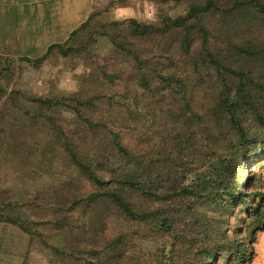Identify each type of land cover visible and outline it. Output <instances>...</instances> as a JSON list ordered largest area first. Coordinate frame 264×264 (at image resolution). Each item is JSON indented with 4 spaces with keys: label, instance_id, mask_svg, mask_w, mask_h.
Listing matches in <instances>:
<instances>
[{
    "label": "trees",
    "instance_id": "obj_1",
    "mask_svg": "<svg viewBox=\"0 0 264 264\" xmlns=\"http://www.w3.org/2000/svg\"><path fill=\"white\" fill-rule=\"evenodd\" d=\"M97 15L33 63L66 55L76 36H102L132 59L129 74L101 69L70 96H22L33 109L11 91L15 110H0V153L61 181L27 202L42 216L35 224L66 235L62 248L44 247L57 264H248L264 230V0H161L152 25ZM61 109L75 124L55 127L52 141ZM17 207L25 213L0 203V221L35 235L8 213Z\"/></svg>",
    "mask_w": 264,
    "mask_h": 264
},
{
    "label": "rangeland",
    "instance_id": "obj_2",
    "mask_svg": "<svg viewBox=\"0 0 264 264\" xmlns=\"http://www.w3.org/2000/svg\"><path fill=\"white\" fill-rule=\"evenodd\" d=\"M137 2H142V0H44L43 17L39 21L42 28L39 30L38 45L30 49L28 54H18L14 49L11 61L4 63L7 71L0 78V88L6 94L0 93V110L5 109L8 115L15 110V108L12 110L10 106L6 105V97L11 91H20L17 100L25 110L33 109V105L25 99L23 100L22 96L51 98L70 96L78 93L82 87L88 88L90 85H86L85 81L90 79V75H94L101 69L112 73L129 74L133 67L132 59L102 36L90 44L84 43L82 36H76L69 41L66 55L54 51L40 62H33L45 54L50 44L66 40L69 33L84 21L90 12H98L97 19L102 23L113 22L111 9L114 6H135ZM155 2L158 6L161 5V0H155ZM26 7L30 9L31 6ZM40 7H43V3L31 7L30 10ZM18 17L17 20L14 19V29L19 26L17 21L20 16ZM55 25H60L59 31L56 30ZM92 25L96 26L94 20ZM29 33L31 32L29 31ZM22 41L24 40L22 39ZM28 41L31 42V39ZM20 48L24 49V47ZM94 86L92 85V89ZM121 88L120 81L108 89L103 88L102 91L114 92ZM73 89L76 90L73 91ZM103 111L104 105L99 104L96 111L93 112V116L102 118ZM51 116L53 126L49 130L52 133L48 131L47 136L52 141L55 140L57 133L55 127L73 129L75 118L70 109L57 110L51 113ZM6 120L9 122L10 118ZM40 126L42 127V124ZM39 136L44 137L43 129L40 130ZM17 163L10 153H0V203L17 201L25 213H20L18 207L14 212L8 210V213L30 220L32 230L35 232V235H28V253L23 264H57L52 253L43 244L62 248L65 245L66 235L63 231L53 229L49 224H35L42 216L39 217L37 211L29 208L27 202L34 193L50 190L61 181L54 168L30 174L27 169ZM251 172L257 173L258 177L261 176V166L254 165L249 168V173L251 174ZM239 210L240 207H237L236 211Z\"/></svg>",
    "mask_w": 264,
    "mask_h": 264
},
{
    "label": "crops",
    "instance_id": "obj_3",
    "mask_svg": "<svg viewBox=\"0 0 264 264\" xmlns=\"http://www.w3.org/2000/svg\"><path fill=\"white\" fill-rule=\"evenodd\" d=\"M40 3H43V7L30 10ZM29 5L30 9L26 7ZM43 8L44 0H0V72L5 67L4 63L11 61L14 49L18 54H28L30 49L38 45L39 30L42 28L39 21L43 17ZM18 16L21 20L17 21L19 26L14 29V19L17 20ZM55 26L59 31L60 25ZM29 31L31 33L28 34ZM29 39L31 42L28 41ZM261 232L264 230L256 233L255 241L252 243V260L256 256L254 245L259 243ZM28 247L29 239L26 233L17 225L0 221V264H23ZM251 261L248 264H251Z\"/></svg>",
    "mask_w": 264,
    "mask_h": 264
},
{
    "label": "clouds",
    "instance_id": "obj_4",
    "mask_svg": "<svg viewBox=\"0 0 264 264\" xmlns=\"http://www.w3.org/2000/svg\"><path fill=\"white\" fill-rule=\"evenodd\" d=\"M111 18L116 22H126L136 19L138 22L148 25L159 24L160 6L157 5L155 0H142V2H137L135 6H114L111 9ZM254 247L256 249V256L251 261V264H264V232L259 234V243L254 245Z\"/></svg>",
    "mask_w": 264,
    "mask_h": 264
}]
</instances>
